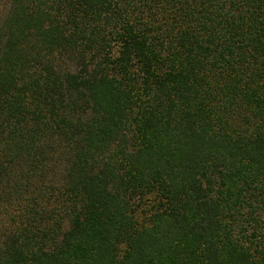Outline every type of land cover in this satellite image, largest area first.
<instances>
[{"label":"trees","instance_id":"16d2710c","mask_svg":"<svg viewBox=\"0 0 264 264\" xmlns=\"http://www.w3.org/2000/svg\"><path fill=\"white\" fill-rule=\"evenodd\" d=\"M0 264H264V0H0Z\"/></svg>","mask_w":264,"mask_h":264}]
</instances>
